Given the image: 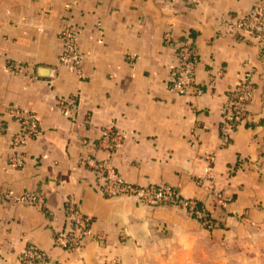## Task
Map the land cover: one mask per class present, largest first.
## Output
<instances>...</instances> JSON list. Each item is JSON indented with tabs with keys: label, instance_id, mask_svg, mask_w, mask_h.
<instances>
[{
	"label": "crops",
	"instance_id": "obj_1",
	"mask_svg": "<svg viewBox=\"0 0 264 264\" xmlns=\"http://www.w3.org/2000/svg\"><path fill=\"white\" fill-rule=\"evenodd\" d=\"M256 1L0 0V264H21L30 243L54 264H119L145 245L200 248L264 233V46L220 24L224 15H247ZM65 24L80 33V76L59 62ZM187 38L200 95L171 89L176 50ZM250 70L254 96L224 141L222 106ZM62 101H74L69 111ZM13 110L33 113L40 129L23 149L22 168L12 166L21 129ZM108 129L123 138L113 153L99 146ZM106 160L130 184H165L197 200L216 227L179 207L102 196L94 165ZM69 196L91 219L76 253L55 242L68 228Z\"/></svg>",
	"mask_w": 264,
	"mask_h": 264
},
{
	"label": "built area",
	"instance_id": "obj_2",
	"mask_svg": "<svg viewBox=\"0 0 264 264\" xmlns=\"http://www.w3.org/2000/svg\"><path fill=\"white\" fill-rule=\"evenodd\" d=\"M220 24L231 35H242L256 38L264 46V0H257L252 10L245 16L224 15L220 18ZM60 37L63 41V51L59 56L61 65L71 72L81 75L83 62L79 51L78 29L72 25L65 24L60 29ZM166 42L170 43V36H166ZM177 66L173 73L171 89L180 95H200L201 89L195 84L197 69V52L191 38H187L176 50ZM253 70L245 72L236 85L229 92L225 103L222 106L220 123L221 136L228 141L247 115L248 107L255 93L253 82ZM214 79H212L213 82ZM211 82V83H212ZM65 103L62 101L60 104ZM61 105V109L69 111L74 101ZM12 114L20 120L21 129L13 137L12 146L15 153L12 157V166L22 168L25 165L23 149L40 133L37 117L31 112L12 111ZM122 136L108 129L99 142V146L113 153L122 144ZM91 160L82 158L81 164L88 165ZM97 173V190L107 198L126 196L133 198L142 205H170L184 209L203 226L213 224L208 221L207 213L199 208V202L193 199H186L179 195L177 190L165 184H154L139 186L128 183L106 160L94 165ZM210 178V177H209ZM209 192L215 197L216 205L225 208L227 200L223 194L218 192L214 186L209 187ZM37 208L43 209V201L38 200ZM65 210L68 228L56 237V245L68 251L76 253L83 249L85 238L89 233L91 219L78 206L73 196L65 200ZM21 264H52L50 257L37 245L30 243L21 253Z\"/></svg>",
	"mask_w": 264,
	"mask_h": 264
},
{
	"label": "rangeland",
	"instance_id": "obj_3",
	"mask_svg": "<svg viewBox=\"0 0 264 264\" xmlns=\"http://www.w3.org/2000/svg\"><path fill=\"white\" fill-rule=\"evenodd\" d=\"M128 254L130 259L119 264H264V233L248 241L204 243L200 248L173 243L170 248L154 251L145 245L138 254Z\"/></svg>",
	"mask_w": 264,
	"mask_h": 264
},
{
	"label": "trees",
	"instance_id": "obj_4",
	"mask_svg": "<svg viewBox=\"0 0 264 264\" xmlns=\"http://www.w3.org/2000/svg\"><path fill=\"white\" fill-rule=\"evenodd\" d=\"M232 171H233V169H232ZM199 208H202V204H201V203H199ZM208 221H209L210 223H212L213 226H215L214 222H213L210 218H208ZM215 227H216V226H215ZM205 228H207V229H209V230L214 229V227L209 228V225H208V224L205 226Z\"/></svg>",
	"mask_w": 264,
	"mask_h": 264
},
{
	"label": "water",
	"instance_id": "obj_5",
	"mask_svg": "<svg viewBox=\"0 0 264 264\" xmlns=\"http://www.w3.org/2000/svg\"><path fill=\"white\" fill-rule=\"evenodd\" d=\"M52 264H54V263H52Z\"/></svg>",
	"mask_w": 264,
	"mask_h": 264
}]
</instances>
